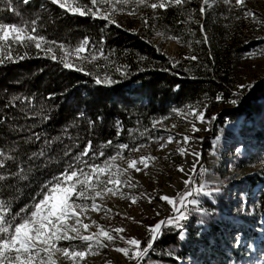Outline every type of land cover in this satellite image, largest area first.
<instances>
[{"label":"trees","instance_id":"1","mask_svg":"<svg viewBox=\"0 0 264 264\" xmlns=\"http://www.w3.org/2000/svg\"><path fill=\"white\" fill-rule=\"evenodd\" d=\"M12 3L20 16H15L6 8L4 0H0V19L19 24L22 20L39 18L40 34L65 47L76 48L85 37L89 38L91 48L103 50V57L97 58L103 63L102 75L115 81L97 84L91 71L63 67L59 63L63 54L55 46L57 60L34 47L19 48V55L27 51L28 58L0 65V150L16 157L6 171H17L19 164L27 176V179L0 182V199L10 203L13 214L31 209L45 185L75 162V156L88 141L92 142L97 156L95 160L91 156L84 159L100 163L119 144L129 145L124 137L133 132L138 135L141 128L173 107L202 101L213 103L218 95L225 99L231 93V68L245 49L235 44L234 36L226 37L224 26L234 21L235 16L220 10L202 21L205 33L199 35V27L188 24L192 21L189 20L192 10L199 11L195 2L182 9L159 10L158 19L154 18L153 11L144 9L149 23L146 31L139 33L116 24L103 26L99 20L71 16L49 0H30L28 5L22 0H12ZM141 24L144 26V18ZM159 29L167 36L189 37V46L197 60L183 58L176 63L157 50L151 34L153 30L160 32ZM241 107L248 108L251 114L254 111L250 101ZM108 141H112L111 147L106 146ZM42 150L43 156L30 159L33 153ZM101 151L104 156L98 155ZM203 172L201 168L199 183ZM226 229H231L230 225ZM178 239L179 230L167 227L143 260L156 256L157 252L175 253ZM217 244H228L231 248L223 238L216 237L205 250H191L192 239H185L181 245L183 254H195L200 264H228V250L218 251Z\"/></svg>","mask_w":264,"mask_h":264},{"label":"rangeland","instance_id":"2","mask_svg":"<svg viewBox=\"0 0 264 264\" xmlns=\"http://www.w3.org/2000/svg\"><path fill=\"white\" fill-rule=\"evenodd\" d=\"M82 2L88 4L89 0H82ZM150 2H156V0H150ZM193 2L200 8L201 0H191V3L187 5L193 6ZM209 3L212 6L206 8L204 15L192 10L194 19L188 24L197 25L200 35L202 32L205 33V29L201 31L200 28V25H203L202 21L211 14L220 10L223 14L235 16L234 21L224 26L227 29L226 37L234 36L235 44L245 49L231 68L230 95L213 103L202 101L182 108L173 107L164 116L157 117L146 128H141L138 135H133V132L124 137L123 139L129 142L130 148L139 144L148 145L147 148L135 153L125 150L123 155L126 158H138L150 153L157 159L144 171H132L133 182L137 183L136 188L122 189L125 193L135 195L136 203H132L130 198L109 196L103 201L97 200L98 203H103L112 209L108 217H105L103 212L89 213L91 219L106 228H125V236L141 239V247H144L150 239L148 226L174 215L172 206L161 200L160 196L176 197L178 193L192 191V196L188 199H196L198 203L187 205L188 219L181 222L182 227L162 226L161 235L167 227L179 230V245L174 248L175 253L162 255V252H157L156 256L148 257L141 264H200L195 254H183L182 242L185 239H192L191 250L196 248L205 250L213 243L215 237L223 238L231 245L227 254L228 264H264V26H258L250 19L237 20V16L243 17V12L239 9H229L223 0H209ZM246 5L261 20H264V0H246ZM144 9L153 11L150 8L141 7L136 15H129L127 11L117 12L114 17L117 21L116 25L135 33L145 32V24L144 26L141 24L145 16ZM159 10L163 9L153 11L155 19L159 18L157 14ZM197 15L200 16L199 19ZM71 16L99 20L103 22V26L110 23L92 16L78 14H71ZM159 31L161 34L165 33L163 30L159 29ZM157 33L156 30L152 31V43L172 61H179L195 54L189 46V37L188 39L179 37L181 42L178 43L169 38L172 36L164 34L158 36ZM197 42L196 40L195 43ZM61 52L74 65L83 66L84 70L91 71L96 79L105 78L102 75L103 63L97 59L92 61L89 55L92 53L99 57V51L96 48L89 47L85 52L77 54L75 48L65 47ZM251 53L255 55H249ZM83 57H88V60H83ZM239 85H250V87L240 89ZM233 99L238 102L231 103ZM248 101L254 104L252 114L248 108L241 107ZM188 106L204 111L203 123L195 121L192 117L186 120L180 113L174 111L180 109L187 112ZM157 121L160 123L157 124ZM192 122L196 123L197 128L200 129L198 132L191 131ZM173 125L176 127L173 128ZM169 134L174 135L178 140L183 135H189L192 140L187 144L173 142L161 150L160 143L164 141L156 142L148 139L149 136H163L166 140ZM179 147H185L187 154L181 155L177 151ZM117 150L115 149L112 155ZM192 152L199 153V156L192 155ZM104 161L98 164H103ZM117 163L126 167L122 161ZM180 167H183V172L178 170ZM201 168L204 172L199 183L198 174ZM189 177H192L190 187L184 183ZM200 185H204L203 191H194ZM148 196L153 197L152 202H149ZM84 222L90 223V220L85 219ZM228 225L231 229L227 232ZM90 231H96L95 226ZM74 243L79 244V242ZM59 246H67V243L62 242ZM123 246H126L124 242L117 240L115 245L101 249L99 255H89L83 264H109V262L136 264L135 261H130L122 253L114 250V247ZM79 250H83V245ZM60 264H67V262L61 261Z\"/></svg>","mask_w":264,"mask_h":264},{"label":"snow or ice","instance_id":"3","mask_svg":"<svg viewBox=\"0 0 264 264\" xmlns=\"http://www.w3.org/2000/svg\"><path fill=\"white\" fill-rule=\"evenodd\" d=\"M22 2L28 5L30 0H22ZM49 2L58 5L60 9L71 14L92 16L116 24L117 21L114 17L117 12L127 11L129 15H136L141 7L150 8L153 11L157 9L167 10L170 7L182 9L185 5L191 3V0H156V2H150V0H89L88 4L83 3L82 0H49ZM4 3L6 8L15 16H20V12L13 7L12 0H4ZM223 3L228 5L229 9H239L243 12V17L237 16V20L241 18L250 19L258 26H264V20H261L252 9L247 8L246 0H234V3L233 0H223ZM211 6L209 0H201L200 14L204 15L206 8ZM38 19L22 20L19 24L4 22L0 19V65L6 62L15 63L28 58L27 51L23 55H19V48L34 47L39 52H43L45 56L53 60L58 59L53 46L63 51L65 45L57 41H50L40 34L37 26ZM192 19L194 17L190 15L189 20ZM148 23V18L144 17L145 26ZM200 28L201 31L204 30L202 24ZM157 35L162 34L158 32ZM169 38L176 40L178 43L181 42L179 37L172 36ZM206 41L207 35L205 34L204 42ZM90 44L89 38L85 37L75 48V52L77 54L85 52ZM89 55L92 61L98 58L95 54L89 53ZM103 55V50H99V57H103ZM249 55H255V53ZM82 59L88 60V57ZM186 59L197 60V57L192 55L186 57ZM59 63L65 68L75 67L76 71H84L83 66L74 65L66 56H60ZM114 82L108 77L103 80L96 79L97 84ZM246 87H250V85H239L240 89ZM15 99L19 100L20 97ZM216 99L218 101L222 100L223 96L218 95ZM237 102L236 99L231 101L233 104ZM174 111L180 113L186 120L189 117L200 123L205 120L204 111L194 106H188L187 112L180 109ZM81 115L83 114L81 113ZM156 123L158 124L160 121ZM172 127L176 126L173 125ZM199 130L196 123L192 122L191 131L195 133ZM36 138L39 139L38 136ZM148 139L156 142L164 141V143H160V149L163 150L173 142L187 144L192 140V137L183 135L178 140L174 135L169 134L166 140L163 136H149ZM45 143L48 142L45 141ZM111 145L112 141H108L106 146L111 147ZM147 147V144H139L132 148L128 144H119L114 155L107 157L103 164H98L84 159L91 156V159L95 160L97 156V153L92 150V142L88 141L83 151L75 156V162L70 163L63 172L58 176H54L45 185L41 190L40 198L32 205L31 209H21L13 214L10 203L0 199V264H60L61 261L67 262V264H83L89 255H99L101 249L107 248L109 245H115L117 240L124 242L126 246L114 247V250L122 253L130 261L141 264L148 255L149 250L153 248L154 242L161 235L162 226L179 228L182 227L181 222L188 219L186 215L187 205L198 203L196 199H188L192 196V191L178 193L176 197L160 196L161 200L172 206L174 215L158 221L155 225L148 226L150 239L144 247H141V239L126 237L125 228H106L96 220L91 219L89 213L103 212L104 216L108 217L112 209L103 203H98L97 200L103 201L109 196L130 198L132 203L137 202L135 195L125 193L122 189L125 187L129 189L136 188L137 183L133 182L132 171L141 172L148 169L150 163L154 162L157 157L149 153L138 158H126L123 153L125 150L135 153ZM177 151L181 155L187 154L185 147H179ZM43 155L42 150L40 153H33L30 159ZM65 155L67 156L69 153L65 152ZM98 155L104 156L105 153L101 151ZM192 155L199 156V153L192 152ZM10 161L15 163L16 157L0 150V182L6 183L12 178L27 179V176L24 175V168L19 164H17V171H6ZM117 161H122L126 167H122ZM81 164L83 167H80ZM178 170L184 171L183 167ZM193 170H195V165H193ZM184 183L190 187L192 177L186 179ZM203 188L204 185H200L194 191L201 192ZM148 200L152 202L153 197L148 196ZM85 219L90 220V223H85ZM129 219L134 218L129 217ZM93 226H95L96 231H90ZM62 242H66L67 246H59ZM74 242H79V244ZM81 245H83V250H79Z\"/></svg>","mask_w":264,"mask_h":264},{"label":"bare ground","instance_id":"4","mask_svg":"<svg viewBox=\"0 0 264 264\" xmlns=\"http://www.w3.org/2000/svg\"><path fill=\"white\" fill-rule=\"evenodd\" d=\"M224 231H226V230L224 229ZM227 232H228V231H227ZM216 249H217L218 251H226V250L229 249V245H228V244H217V245H216Z\"/></svg>","mask_w":264,"mask_h":264}]
</instances>
